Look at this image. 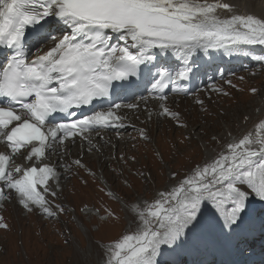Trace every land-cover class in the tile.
I'll use <instances>...</instances> for the list:
<instances>
[{
	"label": "snow or ice",
	"instance_id": "snow-or-ice-1",
	"mask_svg": "<svg viewBox=\"0 0 264 264\" xmlns=\"http://www.w3.org/2000/svg\"><path fill=\"white\" fill-rule=\"evenodd\" d=\"M217 9L231 12V5L220 0H0V47L8 50L6 59L0 60V98H6L0 101L6 104L0 106V139L12 154L30 147L25 159L31 160L44 156L49 137L61 139L58 133L71 136L77 128L111 126L118 118L110 109L42 131L52 113H68L109 96L113 82L136 76L140 66L153 59L154 49L171 50L185 59L197 49L264 45V19L247 14L222 18ZM28 29L53 42L32 60V49L24 43ZM113 35L118 43L111 42ZM256 59L264 60V56ZM189 71L185 67L173 73L157 67L152 89L163 93L167 82L186 79ZM161 108V114L178 118L167 107ZM13 121L17 123L9 129ZM258 128L264 131V122ZM10 161V155L0 153V181L4 182L0 199L11 198L4 196L6 187L15 192L25 210L39 208L48 217L56 216L37 188L40 185L44 193L50 192L46 185L50 176H56L54 169L46 164L23 170L17 166L15 174L22 172L17 179L9 169ZM50 194L56 196L54 191ZM250 195L264 201V135H244L227 143L210 164L196 167L191 176L147 206L154 210L136 205L137 232L114 244L106 264H157L162 246L181 251L204 242L203 202H210L220 213L213 227L222 234L246 231L244 214ZM226 201L230 205L222 208ZM55 207L66 212L62 205ZM8 227L0 217V229Z\"/></svg>",
	"mask_w": 264,
	"mask_h": 264
},
{
	"label": "rangeland",
	"instance_id": "rangeland-1",
	"mask_svg": "<svg viewBox=\"0 0 264 264\" xmlns=\"http://www.w3.org/2000/svg\"><path fill=\"white\" fill-rule=\"evenodd\" d=\"M247 68L228 70L207 82L193 93L196 100H189L192 96H186L184 91L175 100H161L160 105L178 114V118L159 117L162 109L148 104L150 99L134 105L130 117L137 129L130 128L125 135L118 132L119 137L105 133L96 147L86 153L85 161L80 162L84 166L79 167L71 159L62 166L66 173L61 176V191L55 197L50 194L54 188L47 186L50 192L45 196L57 212L54 217L44 215L39 208L25 210L5 187L4 194L8 192L7 197L11 198L0 202V217L9 226L0 229V264L106 263L114 244L137 232L140 220L133 211L136 205L146 200L140 206L145 211L154 210L147 206L160 199L159 190L169 193L196 167L202 168L216 159L226 150L227 143L244 135H264L258 128L264 122V62ZM146 106L154 107L156 121L144 112ZM150 111L153 108L147 109ZM129 127L130 124L120 126ZM206 153L212 158H207ZM254 159L259 162L260 158ZM89 162L92 165L85 164ZM39 188L42 190L43 186ZM112 191L120 197L115 199ZM58 204L66 212H59L55 207ZM224 204L230 205V201ZM165 248L162 246L158 255L159 264L177 257ZM198 249L207 253L202 244Z\"/></svg>",
	"mask_w": 264,
	"mask_h": 264
},
{
	"label": "bare ground",
	"instance_id": "bare-ground-1",
	"mask_svg": "<svg viewBox=\"0 0 264 264\" xmlns=\"http://www.w3.org/2000/svg\"><path fill=\"white\" fill-rule=\"evenodd\" d=\"M207 2L212 3V2H214V0H207ZM220 2L228 3L229 5H231V12H229L228 10H225V9H217V14L219 16H221L222 18L228 17L232 14H247V15H253L259 19H264V0H220ZM59 35H61V33H58L56 36H59ZM114 37H115V35H114ZM48 46L52 47L53 42L51 41ZM244 46H245V48H248V49H253L255 47H262L263 49H261L259 51L260 53H259L258 57L264 56V45H258L257 44V45H244ZM227 47L228 46L220 47L217 49H207V50L197 49L195 52H193L190 56H188L185 59L180 58V56L173 53L171 50L161 52L159 49H154L153 54H157L160 57H164L167 59V61H169L171 63L172 62L178 63V66H176L177 69H179V68L182 69L185 67L190 68V66H193V65H195L198 68L199 67L203 68L206 64H208L207 60L210 58L211 54H215V57L217 58L216 62H221L222 57L217 55V53L226 52L228 49ZM231 58L232 59L230 62V66L235 65V67H231L230 70L239 69V68L244 67V66H249V68H247V69H250L252 66L259 65L260 63L264 62V60H257L256 59L257 57H256V58L249 60L246 63H244L242 60V55L240 53H235L234 57L232 56ZM217 73L218 72L216 71L214 73L213 77H215ZM212 78H209V80ZM147 99H150V102H148V104L153 103L154 105H157V104H160V102H161V100L158 97L152 96L151 92H150L149 97ZM148 104H145V105H148ZM131 109H132V107H129L128 104H121L119 108L115 109V111H114V109L111 110L115 114V117L118 118L115 120L114 124H112L110 126L111 131L116 130L118 132H121L122 133L121 135H125V134H127L128 130L130 128L133 129L135 127V125H134V123L130 117V110ZM118 110H119V112H117ZM123 124H130L131 127H129L128 129H125V128L121 129L120 126ZM108 132L93 133L90 135H87V132L79 133L77 137L69 136L66 139H62L61 142L55 141L53 143L48 144L47 150L50 152H49L48 156L42 160V163H45L46 165L52 167L56 173V176L55 177L50 176L48 181L52 178H58V179L54 185H53V183H52V185H49L48 181H47L46 186H48L49 188L53 187L54 189H56V191H54V192L59 193V191H61V184H60L61 176H64L66 173V170H64L62 166L69 164L68 159L69 160L71 159V161H74V162L77 160H79L80 162L85 161L86 153L91 149V147H96V144L100 140L99 137H101L103 135H107L105 133H108ZM112 134L117 135V137H119V135L117 133H112ZM96 136H99V137L97 138ZM74 139L77 140L76 141L77 143L72 142V140H74ZM0 145H1V142H0ZM0 150H3V148L0 147ZM28 152H29L28 148H23L19 152L13 154L15 160H17L16 161V167L19 166L23 170L25 167H30V166H33L34 164L40 165V163L34 161L33 158L31 160L25 159ZM21 153H23V155H21ZM83 157H84V159H83ZM206 157L211 159L212 154L206 153ZM96 163H98V162H96ZM85 164L92 165V164H90V162L85 163ZM15 168H13L12 171H14ZM20 175H22V172H21V174L18 175L17 179L20 177ZM98 177L100 178L99 174H98ZM1 182H2V184H4L3 181H1ZM170 187H172V184H170L169 188ZM37 188H38V191H40L44 195V191H43V189L41 190L39 188V185L37 186ZM7 191L9 192V194H15L14 191H11L9 189H7ZM3 192H4V190H3ZM112 196H114L115 199L120 197L116 192H113ZM209 203L210 202H203L202 207H201L202 220L205 222L204 223V231H205L206 235L211 234V235H214L217 237L219 233L220 234H222V233L217 228H214L213 225H214V223H216L219 220L220 213L216 211V209L212 206L211 203L210 204ZM207 204L210 205V208L207 206ZM228 205L229 204H227V205L222 204L221 207L227 208ZM263 207H264V201H261L259 198L255 197L254 195L249 196L248 200L246 201L245 214H244L245 226L247 224H249L253 220L254 217H256L257 220L260 218V216L257 215L258 213H256V210L263 209ZM128 208L129 207L127 206L125 210L126 211L129 210ZM261 218H263V217H261ZM137 223H135V225ZM133 225L134 224L132 223L131 226H133ZM237 232H240V231H237ZM237 232H235V233H237ZM233 234L234 233H232L230 235H233ZM222 235L224 236L225 241H226L229 235H224V234H222ZM234 241H235V239L233 237L232 243L230 245L232 247L233 251H235V245L236 244H238L240 246H243V245L249 246L250 245L248 243L247 239L237 240L236 244H234ZM199 244H202L204 246V248H207V250L210 248L209 247L210 244L208 241L207 242L204 241V242H201ZM199 244H198V246H199ZM198 246L189 248V250L192 254V257H193V255H198L200 253H203V251L201 249H198ZM163 247H166L165 249L169 250V253L171 252V254L172 253L178 254V251L173 252L172 250L168 249L167 246H163ZM259 247L264 248L261 245ZM204 254H206V252H204ZM101 264H106V263L101 262ZM157 264H159V263L157 262Z\"/></svg>",
	"mask_w": 264,
	"mask_h": 264
}]
</instances>
